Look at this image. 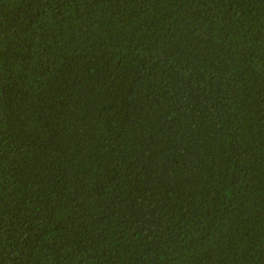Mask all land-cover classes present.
Segmentation results:
<instances>
[{"label": "trees", "instance_id": "1", "mask_svg": "<svg viewBox=\"0 0 264 264\" xmlns=\"http://www.w3.org/2000/svg\"><path fill=\"white\" fill-rule=\"evenodd\" d=\"M0 264H264V0H0Z\"/></svg>", "mask_w": 264, "mask_h": 264}]
</instances>
